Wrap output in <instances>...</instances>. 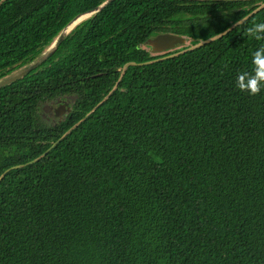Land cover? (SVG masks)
Returning a JSON list of instances; mask_svg holds the SVG:
<instances>
[{"label":"trees","instance_id":"1","mask_svg":"<svg viewBox=\"0 0 264 264\" xmlns=\"http://www.w3.org/2000/svg\"><path fill=\"white\" fill-rule=\"evenodd\" d=\"M106 1H3L0 81ZM263 4L114 0L0 88V176L21 166L0 181V264H264V89L236 86L264 8L175 57L142 48L161 33L196 45ZM65 96L71 111L43 123Z\"/></svg>","mask_w":264,"mask_h":264},{"label":"water","instance_id":"2","mask_svg":"<svg viewBox=\"0 0 264 264\" xmlns=\"http://www.w3.org/2000/svg\"><path fill=\"white\" fill-rule=\"evenodd\" d=\"M2 0L0 2L3 3ZM114 0H107L104 4H102L101 6H98L97 8L88 11L86 13L80 14L77 17H75L60 33V35L57 37V39H55V41L50 45V47L43 52V54H41V56H39L36 60H34L33 62H31L30 64H28L27 66L23 67L22 69L18 70L16 73L12 74L11 76L4 78L3 80L0 81V88L5 87L7 85H10L11 83L15 82L16 80L24 77L25 75H27L28 73H30L32 70H34L35 68H37L39 65H41L47 58H49L54 51L57 49V47L60 45V43L63 41V39L70 33V31H72L79 23H81L82 21H84L85 19L91 17L92 15H94L95 13L99 12L100 10H102L103 8H105L107 5H109L111 2H113ZM231 1V0H229ZM232 1H252V0H232ZM264 8V4L261 5L259 8H257L256 10H254L252 13H250L247 17V20L252 17L254 14L260 12L262 9ZM246 20V21H247ZM243 24V23H242ZM241 25V24H240ZM238 25L235 24L233 25L231 28H229L228 30H226L225 32H223L225 35H227L229 32H231L233 29H235ZM223 35V36H225ZM223 36H221L220 38H222ZM219 39V38H218ZM217 39H214L213 37L205 40V41H201L200 43L196 44V45H191V40L185 36H181V35H176L173 33H161L158 35H154L153 37H151L144 45H143V49L148 50L150 49L153 53L156 54H152L149 50L148 52L151 53V55H162V54H166L169 52H173L176 50H180L179 52L169 55L165 58L159 59V60H163L166 58H170V57H175L179 54H183L187 51H192L195 49H198L200 47L205 46L206 44H209L213 41H216ZM188 44H190L188 46ZM182 50H181V49ZM147 63L150 62H146V63H141V64H127L123 67V69L120 72V79L124 76V74L126 73V71L130 68V67H136V66H142V65H146ZM118 81V82H119ZM116 90V86H114L112 88V90L109 92V94L90 112L88 113L81 121H79L75 126H73L72 128H70L60 139H58L56 142H54L53 144H51V146L46 150V152H44V154H42L39 158L31 161L29 164H32L36 161H38L40 158L44 157L47 153H49L53 148H55L59 142L66 137V135H68L74 128H76L82 121H84L98 106H100L111 94L113 91ZM74 101V98H73ZM71 104H73V102L69 104V102H64V104H62L61 106H54L52 108V112L54 114L55 117L57 118H63L64 115L68 114L71 111ZM60 109V110H59ZM62 119H60L59 121H61ZM21 166H16L14 168H10L8 170H6L1 176H0V181L3 178V176L8 173L10 170L15 169V168H19Z\"/></svg>","mask_w":264,"mask_h":264},{"label":"clouds","instance_id":"3","mask_svg":"<svg viewBox=\"0 0 264 264\" xmlns=\"http://www.w3.org/2000/svg\"><path fill=\"white\" fill-rule=\"evenodd\" d=\"M247 17H242L235 23L239 26L245 23ZM224 33H216L214 39H218ZM245 35L254 38L257 41L264 40V23H255L245 29ZM252 69L238 74L236 86L241 92H247L250 95H258L264 89V45L260 46L252 54Z\"/></svg>","mask_w":264,"mask_h":264},{"label":"rangeland","instance_id":"4","mask_svg":"<svg viewBox=\"0 0 264 264\" xmlns=\"http://www.w3.org/2000/svg\"><path fill=\"white\" fill-rule=\"evenodd\" d=\"M190 44H188L189 46ZM181 49V48H180ZM152 54H156V53H153L150 49H148ZM147 50V51H148ZM73 96L71 97H67L66 100L69 101V102H73ZM54 107V105H52V102H46V103H43L39 106V110H38V115H39V119L44 123H47V124H54L55 122H57L56 118L52 112V108Z\"/></svg>","mask_w":264,"mask_h":264},{"label":"flooded vegetation","instance_id":"5","mask_svg":"<svg viewBox=\"0 0 264 264\" xmlns=\"http://www.w3.org/2000/svg\"><path fill=\"white\" fill-rule=\"evenodd\" d=\"M67 97H71V96H65V97H63V98H57L56 100H53V101H49V102H52V105H54V106H61L62 104H64V102H66L67 100H66V98ZM67 102H69V101H67ZM73 103H74V101H73ZM69 104H70V102H69ZM72 105V104H71ZM60 110V109H59ZM67 115V114H66ZM65 117V115L63 116V118ZM63 118H56L57 120L56 121H59L60 119H63Z\"/></svg>","mask_w":264,"mask_h":264}]
</instances>
